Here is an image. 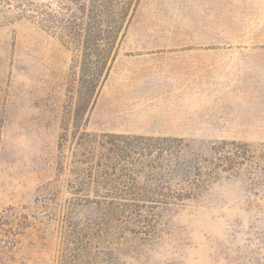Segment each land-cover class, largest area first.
<instances>
[{"label": "rangeland", "instance_id": "374dc122", "mask_svg": "<svg viewBox=\"0 0 264 264\" xmlns=\"http://www.w3.org/2000/svg\"><path fill=\"white\" fill-rule=\"evenodd\" d=\"M0 264H264V0H0Z\"/></svg>", "mask_w": 264, "mask_h": 264}]
</instances>
